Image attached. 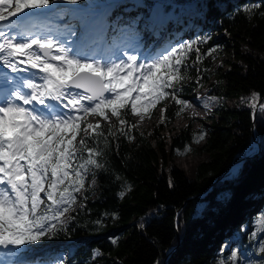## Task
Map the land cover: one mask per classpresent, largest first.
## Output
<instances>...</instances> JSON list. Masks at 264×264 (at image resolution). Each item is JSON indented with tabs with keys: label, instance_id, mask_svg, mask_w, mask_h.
I'll list each match as a JSON object with an SVG mask.
<instances>
[{
	"label": "trees",
	"instance_id": "16d2710c",
	"mask_svg": "<svg viewBox=\"0 0 264 264\" xmlns=\"http://www.w3.org/2000/svg\"><path fill=\"white\" fill-rule=\"evenodd\" d=\"M60 3L73 6H66L65 19H72L77 7L95 5L103 9L102 27H106L109 41L117 35L114 26H125L139 17L135 35L147 51L206 37L207 43L199 45L202 53L218 46L217 52L194 67L193 52L186 79L178 85V95L184 100L197 97L203 88L209 97H217L214 109L203 120L208 123L198 127L184 124L166 137L164 127L178 116L180 107L171 97L158 103L165 110L163 123L159 119L148 132L132 127L124 136L116 131L122 126L96 116L98 120L92 124H100L105 132L113 127V135L108 137L106 147L103 138L98 145L104 153L99 158L104 167L93 170L95 185L85 187L80 197L76 194L79 205L69 213L63 230L52 237L65 241L69 250L60 264H161L172 246L176 249L165 264H218L225 258L226 243L241 246L246 231L264 212V112L257 110L252 119V109L241 102L256 92L260 95L258 102L264 103V0ZM253 5L260 7L247 13L245 9ZM223 52L229 55L224 61L226 67H214L213 60ZM229 98L231 106L225 104ZM125 111L123 118L128 124L123 129L128 131L133 123L130 111ZM252 129L259 151L229 177L215 181L253 147ZM201 132L205 134L201 144L193 143L194 136ZM85 135L91 132L81 134L77 144ZM186 146H190V153L208 155L196 165L193 177L172 160L180 156L175 150L182 151ZM88 179H92L91 172ZM114 239L116 244L112 243ZM220 247L223 251L218 252ZM97 250L101 254L94 256ZM49 252L33 257L38 264H55Z\"/></svg>",
	"mask_w": 264,
	"mask_h": 264
},
{
	"label": "snow or ice",
	"instance_id": "6c2138e0",
	"mask_svg": "<svg viewBox=\"0 0 264 264\" xmlns=\"http://www.w3.org/2000/svg\"><path fill=\"white\" fill-rule=\"evenodd\" d=\"M60 2L0 0V66L13 74L0 79V264H20L21 249L63 230L62 218L75 204L76 194L85 189L90 172L95 184L93 170L104 167L98 145L103 138L107 146L113 127L105 132L100 124H86V117L98 116L109 124L115 117L122 126L116 131L128 136L135 126L124 131L125 110L143 118L145 110L171 97L180 106L176 113L180 115L193 107L178 95L191 54H196L194 67L218 51L217 46L201 52L199 45L207 43L206 37L138 57L128 49L139 50L138 42L135 47L131 43L139 17L114 26L117 35L109 41L106 27L98 28L85 10L80 18L83 31L77 36L74 25L61 28L53 23L66 11L50 7ZM259 7L245 11L251 14ZM120 51L126 58L118 55ZM197 99L210 110L217 97ZM259 100L260 95L252 92L241 102L264 112ZM161 111L163 123L165 110ZM90 132L77 144L81 133ZM204 138L201 132L193 143ZM190 152V146L175 150L180 156ZM254 229L252 237L264 235V213L256 218ZM259 252L264 254V243ZM238 259L237 251H232L218 264H238Z\"/></svg>",
	"mask_w": 264,
	"mask_h": 264
},
{
	"label": "rangeland",
	"instance_id": "374dc122",
	"mask_svg": "<svg viewBox=\"0 0 264 264\" xmlns=\"http://www.w3.org/2000/svg\"><path fill=\"white\" fill-rule=\"evenodd\" d=\"M50 7L55 8L57 10H66V7L64 5H61V3H57L56 5H52ZM75 10L76 11H74V16L72 17V19H68V18L65 19L64 16L66 15L67 11H64L62 19H55L53 23H55L56 25H59L61 28L65 27L66 25H74L76 32H77V36H79L80 33L83 31L80 25V18L85 14V10H87L88 13L91 14L90 19H93L96 21V26L98 28H102V22H103L102 20L103 10L102 9H98L97 6H94L93 8H79L78 10L77 9ZM68 22L70 24H68ZM137 42L139 44V50L135 52L147 56V54L149 53L145 50L144 45L138 40L137 36H134V39L131 41V43L133 44V47H135ZM160 48L156 50L157 54L166 50V48H161V49ZM228 56L229 55L227 52H223L221 55H219L213 60L212 65L214 67H218V66L226 67V64L224 63V61L228 59ZM197 97L207 99L209 97L207 95V89L203 88L201 92L197 95ZM197 97L186 100L193 105L192 108L194 109L192 110L185 109L180 115L175 117L174 120H172L166 127H164V130L162 133L166 137L172 136L175 133V131L177 129H180L184 124H191L194 127H198L202 123L203 124L208 123V121L205 122L203 120L205 119V117H207L210 114L211 108L216 104L217 101L210 102L211 107L209 110V109L203 108L202 102H198ZM225 104L227 106H231L232 99L231 98L227 99L225 101ZM156 107L154 109L145 110V114L143 118L137 115H132L130 112L131 122L133 123V125L138 130L143 131V132H148L151 129H153L154 126L157 124V121L161 119L160 114H161L162 106L160 105L158 106L157 104ZM97 120L98 118L96 116H88L85 118V123L92 124ZM111 122H115L119 126H121L115 117L111 118ZM81 134H84V133H81ZM201 142L202 141H200L198 145H200ZM198 145L197 147H199ZM207 157L208 155L205 152H197V153H189L183 156H174L172 157V160L174 164L177 167H179L182 171H184V173L188 177H193L196 165L200 161L206 160ZM230 174L231 173L227 174L226 178L229 177ZM85 184H86L85 187H91L95 185V184H92V179H87ZM79 194L80 193H77V196L80 197ZM78 205H79V202L76 199L75 204L71 207L69 212L66 213L65 216L62 218L65 221V224L69 219V213L74 208H76ZM254 230H255L254 226H252L246 231L245 233L246 241L241 246L239 244H236V242L226 243L225 245L226 254H225V258L223 259L227 260V258L230 256L232 251H237L238 257H239L238 264H264V254H261L259 252L260 244L264 243V235L259 236V237H252L251 233ZM52 237L46 238L40 241V242L44 241L43 243L44 245H38V246L29 245V246L24 247L23 249L20 250L21 255L17 257V260L20 262V264H38L33 256L37 254L38 252L44 253L46 250H49V251L51 250L52 252L51 253L49 252V255H50L49 258L52 260V262H55V264H60V262L66 257L69 250L66 251L67 247L64 246L65 241H56L55 239L52 240L53 239ZM222 249L223 247L217 248V251L219 252Z\"/></svg>",
	"mask_w": 264,
	"mask_h": 264
},
{
	"label": "water",
	"instance_id": "95a60500",
	"mask_svg": "<svg viewBox=\"0 0 264 264\" xmlns=\"http://www.w3.org/2000/svg\"><path fill=\"white\" fill-rule=\"evenodd\" d=\"M260 104V102H258ZM260 105H264L260 104ZM256 111L252 110V119H254V116L256 114ZM251 144L253 145L252 149H250V151L248 153H246L240 160L232 163L223 173L222 175H220L215 181L221 180L223 177L226 178V175L232 170V167H234L233 171L234 172L238 166L241 165V163L243 161H245L247 158L254 156L258 151H259V142L255 136L254 133V129H252V135H251ZM231 172V173H232ZM205 192H203L202 194L198 195V197H202L203 194ZM179 210L176 212V215L178 214ZM176 220V219H175ZM177 237L179 239V235L177 234ZM176 249V246H172L171 249L166 253V257L164 259V261L161 264H165L167 262V260L169 259V257L171 256V253Z\"/></svg>",
	"mask_w": 264,
	"mask_h": 264
},
{
	"label": "bare ground",
	"instance_id": "6f19581e",
	"mask_svg": "<svg viewBox=\"0 0 264 264\" xmlns=\"http://www.w3.org/2000/svg\"><path fill=\"white\" fill-rule=\"evenodd\" d=\"M198 102H201L200 100H198ZM192 109H194V108H192V107H188V108H186V110H192ZM233 169H234V167H232V170H231V172L233 171Z\"/></svg>",
	"mask_w": 264,
	"mask_h": 264
}]
</instances>
